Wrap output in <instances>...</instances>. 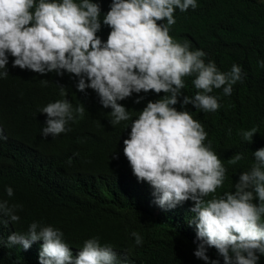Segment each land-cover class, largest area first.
<instances>
[{"label": "clouds", "instance_id": "1", "mask_svg": "<svg viewBox=\"0 0 264 264\" xmlns=\"http://www.w3.org/2000/svg\"><path fill=\"white\" fill-rule=\"evenodd\" d=\"M197 6L198 0H111L104 13L97 0H0V79L9 76L10 57L13 68L74 76L77 91L93 90L102 107L111 109V124L131 120L123 154L137 181L151 187L152 202L163 210L192 202L193 255L203 264H221V258L223 264H258L264 254V147L252 152L253 162L240 172L234 190L218 194L226 168L212 142L205 143L208 133L202 123L186 110L191 104L216 112L221 105L213 90L231 95L245 75L235 63L221 72L214 61L205 62L202 49L170 36L175 11ZM102 26L110 29L106 40L97 35ZM257 66L264 69V59ZM186 77H193L191 83L199 90L194 96L182 92ZM149 92L164 95L149 100L133 119L120 101L138 94L134 103L139 104ZM59 95L62 99L39 109L46 114L44 138L70 131V122L84 117L85 107L73 106L65 87L59 86ZM256 133L255 127L240 130L244 141L252 142ZM5 139L0 133V140ZM242 159L243 153H235L227 162L235 165ZM5 193L12 197L14 189L5 186ZM20 208L0 199V224L19 222ZM131 236L136 245L143 243L138 232ZM37 241H42L38 264H126L112 245H102L95 236L74 256L59 228L38 221L26 232L0 237V246L28 250ZM211 248L216 259L207 255Z\"/></svg>", "mask_w": 264, "mask_h": 264}, {"label": "trees", "instance_id": "2", "mask_svg": "<svg viewBox=\"0 0 264 264\" xmlns=\"http://www.w3.org/2000/svg\"><path fill=\"white\" fill-rule=\"evenodd\" d=\"M97 2L106 13L111 0ZM174 16L170 36L180 42L187 40L192 49H202L205 62L214 61L221 72L235 63L245 73L233 85L231 95L213 90L211 95L221 105L216 112L186 106L208 133L205 143L212 142L213 151L224 163L226 179L217 189L223 194L234 190L240 172L249 170L252 152L264 147V69L257 66V60L264 59V0H198L196 9H177ZM109 31L102 26L97 35L106 40ZM12 59L7 66L9 76L0 79V133L7 137L0 140V199L22 208L17 210L19 222L0 224V237L26 232L30 223L38 221L59 228L74 256L86 239L95 236L102 245H112L126 264H203L193 255L192 202L163 210L152 202L151 187L132 174L123 154L131 120L111 124V109L102 107L93 90L77 91L74 76L54 72L41 76L13 68ZM192 79L186 77L182 89L190 97L199 91ZM59 86L67 89L66 99L73 106L81 103L86 111L82 119L70 122V131L54 139L44 138L41 127L46 114L39 109L62 99ZM137 95L120 101L133 119L149 100L164 94L149 92L139 104L134 103ZM175 107L180 110L179 103ZM253 127L257 133L252 142L244 141L240 130ZM235 153H243L244 159L228 164ZM5 186L14 189L12 197L6 195ZM133 231L143 238L139 246L131 236ZM41 244L34 242L28 250L0 246V264H38ZM207 255L217 258L214 248ZM258 264H264V254Z\"/></svg>", "mask_w": 264, "mask_h": 264}]
</instances>
